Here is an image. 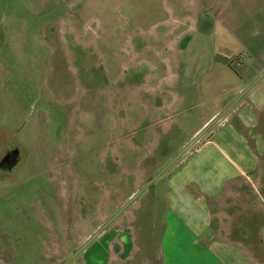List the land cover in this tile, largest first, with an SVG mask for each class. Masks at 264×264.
<instances>
[{"label": "rangeland", "instance_id": "obj_1", "mask_svg": "<svg viewBox=\"0 0 264 264\" xmlns=\"http://www.w3.org/2000/svg\"><path fill=\"white\" fill-rule=\"evenodd\" d=\"M221 3L0 0V264H88L89 249L122 215L119 200L107 198L94 231L98 197L124 167L105 163L106 143L120 163L142 132L171 122L173 95L212 94L222 80L231 94L230 54L213 39ZM214 70L221 78L208 83ZM181 102L162 133L161 155L178 158L172 169L213 122L203 126L209 116L197 100Z\"/></svg>", "mask_w": 264, "mask_h": 264}, {"label": "crops", "instance_id": "obj_2", "mask_svg": "<svg viewBox=\"0 0 264 264\" xmlns=\"http://www.w3.org/2000/svg\"><path fill=\"white\" fill-rule=\"evenodd\" d=\"M217 14L213 39L230 54L224 72L231 94L222 80L212 94L173 95L166 111L171 122L151 131L160 139L147 140L151 133L141 130L135 150L120 155V163L108 158L106 143L105 163L124 167L119 175L112 170L109 190L98 197L94 231L104 225L107 198L119 200L122 215L89 249L88 264H264V0H222ZM217 57L224 67V56ZM214 72L208 83L221 78ZM181 98L197 100L203 118L209 116L203 126L212 119L213 126L172 169L178 158L166 162L161 148L177 104L184 106ZM152 142L158 146L146 150Z\"/></svg>", "mask_w": 264, "mask_h": 264}]
</instances>
